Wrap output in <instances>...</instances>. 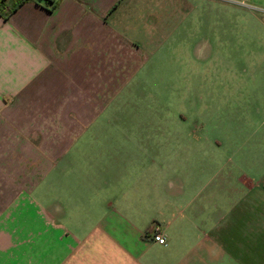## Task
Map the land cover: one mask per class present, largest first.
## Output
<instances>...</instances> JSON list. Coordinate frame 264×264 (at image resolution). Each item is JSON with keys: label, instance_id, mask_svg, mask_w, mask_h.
Returning a JSON list of instances; mask_svg holds the SVG:
<instances>
[{"label": "crops", "instance_id": "crops-1", "mask_svg": "<svg viewBox=\"0 0 264 264\" xmlns=\"http://www.w3.org/2000/svg\"><path fill=\"white\" fill-rule=\"evenodd\" d=\"M55 1L0 0V264H264V94L231 90L243 122L221 140L102 122L134 57L118 39L106 52L124 0ZM178 141L201 147L178 154Z\"/></svg>", "mask_w": 264, "mask_h": 264}, {"label": "rangeland", "instance_id": "rangeland-1", "mask_svg": "<svg viewBox=\"0 0 264 264\" xmlns=\"http://www.w3.org/2000/svg\"><path fill=\"white\" fill-rule=\"evenodd\" d=\"M251 2L124 0L117 28H109L106 33L114 41L108 42L106 52L115 54L118 39L124 46H131L134 57L129 64L126 60L118 65L127 70L129 78L125 86L110 91L117 90L116 95L106 94L107 109L96 119L111 121V125L116 121L133 125L122 129L136 136L154 132L173 141H212L227 136L231 122L242 124L239 108L245 105L243 98L239 100L231 90L247 99L252 97L250 102L254 104L258 100L255 94H264V0L260 7ZM252 60L256 63H250ZM233 74L239 77L230 78ZM213 118L222 124L221 134L213 130ZM92 132L93 136L117 134L115 126L93 128ZM221 146L207 152L227 155V145ZM170 147L185 155L201 145L178 141ZM78 170L74 168L71 174L81 173L82 169ZM51 227L45 218L43 230L50 232ZM8 243V236L2 233L0 256L7 255Z\"/></svg>", "mask_w": 264, "mask_h": 264}, {"label": "built area", "instance_id": "built-area-1", "mask_svg": "<svg viewBox=\"0 0 264 264\" xmlns=\"http://www.w3.org/2000/svg\"><path fill=\"white\" fill-rule=\"evenodd\" d=\"M153 241L159 245H165L166 244V238L163 236V234L161 233V231H159V229L155 230V233L153 235Z\"/></svg>", "mask_w": 264, "mask_h": 264}, {"label": "trees", "instance_id": "trees-1", "mask_svg": "<svg viewBox=\"0 0 264 264\" xmlns=\"http://www.w3.org/2000/svg\"><path fill=\"white\" fill-rule=\"evenodd\" d=\"M27 1H28V0H19V5H21V4H23L24 2H27ZM44 1H46V3H48L49 5H51L52 8H53L54 6H56L57 3H58V1H55V0H44Z\"/></svg>", "mask_w": 264, "mask_h": 264}]
</instances>
